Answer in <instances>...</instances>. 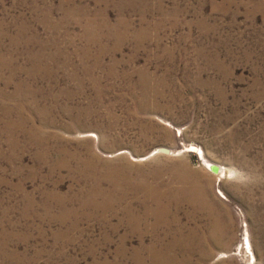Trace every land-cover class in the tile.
<instances>
[{
	"label": "rangeland",
	"instance_id": "374dc122",
	"mask_svg": "<svg viewBox=\"0 0 264 264\" xmlns=\"http://www.w3.org/2000/svg\"><path fill=\"white\" fill-rule=\"evenodd\" d=\"M0 264H264V0H0Z\"/></svg>",
	"mask_w": 264,
	"mask_h": 264
},
{
	"label": "bare ground",
	"instance_id": "6f19581e",
	"mask_svg": "<svg viewBox=\"0 0 264 264\" xmlns=\"http://www.w3.org/2000/svg\"><path fill=\"white\" fill-rule=\"evenodd\" d=\"M205 167L208 168V169H210V170H212L216 174H219V175L220 174L222 175L223 173L225 174V169H222L219 165H216L214 163L207 162L206 165H205ZM226 171H227V169H226ZM247 244H248V247L250 249V244H249L248 239H247Z\"/></svg>",
	"mask_w": 264,
	"mask_h": 264
}]
</instances>
